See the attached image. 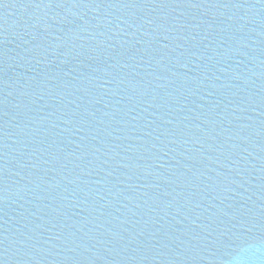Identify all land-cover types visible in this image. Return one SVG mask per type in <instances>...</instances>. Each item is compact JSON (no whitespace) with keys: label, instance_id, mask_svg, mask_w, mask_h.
I'll return each instance as SVG.
<instances>
[{"label":"water","instance_id":"95a60500","mask_svg":"<svg viewBox=\"0 0 264 264\" xmlns=\"http://www.w3.org/2000/svg\"><path fill=\"white\" fill-rule=\"evenodd\" d=\"M264 242V0H0V264H230Z\"/></svg>","mask_w":264,"mask_h":264},{"label":"clouds","instance_id":"9594fccd","mask_svg":"<svg viewBox=\"0 0 264 264\" xmlns=\"http://www.w3.org/2000/svg\"><path fill=\"white\" fill-rule=\"evenodd\" d=\"M230 264H264V242L242 244L231 257Z\"/></svg>","mask_w":264,"mask_h":264}]
</instances>
